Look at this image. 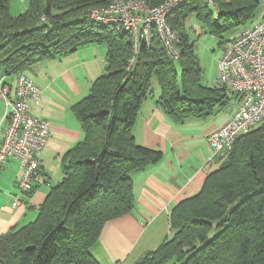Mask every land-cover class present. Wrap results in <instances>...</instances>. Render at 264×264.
I'll return each instance as SVG.
<instances>
[{
    "label": "trees",
    "instance_id": "1",
    "mask_svg": "<svg viewBox=\"0 0 264 264\" xmlns=\"http://www.w3.org/2000/svg\"><path fill=\"white\" fill-rule=\"evenodd\" d=\"M112 1L29 0L26 12L11 16L9 0H0V77L11 86L40 61L89 44L107 48L105 73L71 107L83 138L63 154L62 180L50 188L36 218L0 235V264H99L90 249L105 223L132 209L131 175L161 159L132 135L153 83L162 108L178 122L206 117L225 103L224 86L201 85L187 17L222 47L225 35L250 20L258 4L186 0L167 17L178 38L179 57L172 61L154 28L148 44L140 40L134 49L127 33L86 22L91 8ZM165 1L145 0L148 6ZM257 132L259 138L247 139ZM214 160L218 167L199 192L171 210L170 237L136 264H264V125L239 136Z\"/></svg>",
    "mask_w": 264,
    "mask_h": 264
},
{
    "label": "crops",
    "instance_id": "2",
    "mask_svg": "<svg viewBox=\"0 0 264 264\" xmlns=\"http://www.w3.org/2000/svg\"><path fill=\"white\" fill-rule=\"evenodd\" d=\"M255 1L258 4L251 19L225 37L234 36L259 22L264 16V0ZM28 6L29 0H9V13L17 16L26 12ZM192 18V15L187 17L185 30ZM106 51L105 45L89 44L62 58L35 63L25 72L40 91L39 104L31 103L38 107L43 103L44 110L41 109L39 118L48 121L50 135L40 157L42 172L33 180L32 192L22 195L17 207L12 203L18 194L20 164L8 159L0 170V235L36 218L38 208L51 188L47 157H60L82 140L83 131L71 107L83 99L93 81L105 73ZM214 71V77L208 79L202 76V69L203 87L221 86L217 63ZM57 90L63 101L60 105L51 95H58ZM223 94L225 103L215 106L208 116L190 117L178 122L164 111L158 99L159 88L153 86V92L139 107L132 135L136 144L159 151L161 159L131 175L132 209L105 223L97 242L90 249L99 264H136L145 253L170 237L171 210L180 201L197 194L208 174L218 167L216 160H209L211 149L207 137L224 125L238 106V97L233 92L225 88ZM3 111L4 103L0 98V119ZM2 138L0 128V144Z\"/></svg>",
    "mask_w": 264,
    "mask_h": 264
},
{
    "label": "built area",
    "instance_id": "3",
    "mask_svg": "<svg viewBox=\"0 0 264 264\" xmlns=\"http://www.w3.org/2000/svg\"><path fill=\"white\" fill-rule=\"evenodd\" d=\"M185 1L167 0L148 6L145 0H113L106 6L91 8L86 22L127 33L134 49L140 40L148 44L154 28L169 58L176 61L178 38L167 17ZM206 1L213 5L212 0ZM217 71L219 84L238 97V106L228 121L207 137L211 161L230 151L239 136L264 125V16L256 25L227 38ZM0 98L4 103L0 119L3 131L0 170L8 159L20 164L18 194L12 203L17 207L20 197L32 192L33 180L42 172L40 157L50 135V125L30 112V102H40V91L27 76L19 75L12 86L5 77H0Z\"/></svg>",
    "mask_w": 264,
    "mask_h": 264
},
{
    "label": "rangeland",
    "instance_id": "4",
    "mask_svg": "<svg viewBox=\"0 0 264 264\" xmlns=\"http://www.w3.org/2000/svg\"><path fill=\"white\" fill-rule=\"evenodd\" d=\"M252 23L254 22L252 21ZM251 25L249 27H252ZM209 32H210L209 30L202 28L200 24L195 20V18H192L191 23H189L188 26L186 27V33H187L188 39L191 43L195 45L194 47L195 53L203 69L202 76L208 79L214 77V74H215L214 67H215V64L217 63V60L219 59V58L217 59V57H219L220 53H222V47L220 48L218 44L219 40L217 36H213ZM155 85L156 84L153 83V86ZM56 93L58 95L51 94L53 95L52 97L54 98L55 102H57V105L63 104L62 99L58 97L61 95V93L58 90L56 91ZM30 106H31L32 115L34 116L36 115V117L39 118V115H41V112H40L41 109L44 110L43 103L42 105L40 104L38 107L30 102ZM255 137L259 138L258 132L248 137L247 139H250L251 141H253ZM244 141L245 139L241 140L240 144L243 143ZM62 161H63V155L60 157L58 156L47 157L46 165L51 175L50 176L51 187L56 185L62 180V176H63Z\"/></svg>",
    "mask_w": 264,
    "mask_h": 264
}]
</instances>
